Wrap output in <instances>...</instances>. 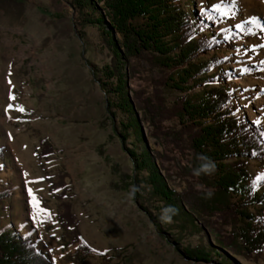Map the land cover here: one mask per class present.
Listing matches in <instances>:
<instances>
[{"label": "rangeland", "instance_id": "374dc122", "mask_svg": "<svg viewBox=\"0 0 264 264\" xmlns=\"http://www.w3.org/2000/svg\"><path fill=\"white\" fill-rule=\"evenodd\" d=\"M179 4L195 12L201 7L234 8L231 16L213 21L204 33L216 35L221 28L234 26L248 32L233 41V49L223 48L216 55L228 58L222 66L234 74L227 86L234 92L236 114L264 123V0H179ZM109 59L101 32L81 23L73 0H0V147L4 148L0 193H8L0 199V229L31 232L52 264H83L72 258L77 242L58 221L63 203L69 201L78 241L107 251L104 260L93 253L86 264H218L216 257L205 263L181 252L201 240L212 242L213 232L201 229L195 219L202 212L182 197L178 221L162 222L164 203L156 197L147 201L150 188L140 180L146 173L135 171L127 151L134 139L119 136L122 115L117 112L112 118L106 109V99L112 96L101 88V67ZM160 76L153 72L155 79ZM127 84L146 86L139 80ZM160 89L168 107L181 94L169 87ZM200 91L191 87L189 94ZM149 130L143 126L145 142L164 155L159 159L169 168L168 186L191 201L202 195L212 198L213 175L183 171L185 161L178 151L146 135ZM40 138L53 148L48 160L35 156ZM247 168L254 175L264 165L250 159ZM128 182L132 185L126 188ZM212 218L222 219V214ZM182 221L189 227H178ZM237 260L262 263L261 258Z\"/></svg>", "mask_w": 264, "mask_h": 264}, {"label": "trees", "instance_id": "16d2710c", "mask_svg": "<svg viewBox=\"0 0 264 264\" xmlns=\"http://www.w3.org/2000/svg\"><path fill=\"white\" fill-rule=\"evenodd\" d=\"M73 3L81 23L95 26L109 49V62L101 67V88L112 96L106 99V109L112 118L117 112L122 115L118 120L119 136L124 141L130 136L134 139L133 148L127 151L135 171L146 173L145 179L140 180L150 188L147 201L156 197L165 206L178 209L184 197L192 208L202 212L201 218H195L201 229L213 232L212 242L201 240L195 246L186 245L181 249L183 255L205 263L216 257L218 264H241L237 257H252L255 261L261 258L264 264V169L252 175L247 168L250 159L264 165V123L236 114L232 106L234 92L227 86L234 74L229 67L222 66L229 63L228 58L216 55L223 48L233 49V41L247 37L248 32L234 26L230 30L221 28L216 35L204 33L212 28L213 21L231 16L234 8L226 11L201 7L199 12L187 11L179 0H73ZM209 52H213L209 58L201 57ZM154 71L161 76L155 79ZM134 80L143 81L146 86H128L127 82ZM161 87L181 93L170 107L161 96ZM191 87H199L201 91L189 94ZM145 125L151 127L146 135L165 148L178 151L185 161L180 166L183 171L190 173L205 164L214 165L209 183L212 198L202 195L191 201L168 186L169 168L159 159L164 155L147 146ZM3 149L0 147V158ZM52 155L51 144L40 138L35 156L48 160ZM132 183H126L125 187ZM60 186H64L63 181ZM5 196L6 191L0 193V199ZM62 197L69 195L62 193ZM70 206L69 201L63 203L58 221L64 232L72 233L71 241L77 242L72 258L83 264L93 253L103 260L107 258V251L78 241ZM217 213L222 214V219L212 218ZM175 216L172 219L178 221ZM227 217L231 220L228 223ZM177 226L189 227L183 221ZM31 235L2 227L0 264H52Z\"/></svg>", "mask_w": 264, "mask_h": 264}, {"label": "clouds", "instance_id": "9594fccd", "mask_svg": "<svg viewBox=\"0 0 264 264\" xmlns=\"http://www.w3.org/2000/svg\"><path fill=\"white\" fill-rule=\"evenodd\" d=\"M214 170V165L211 163L205 164L201 169L195 171V175H200L201 172L206 174L211 173ZM211 195V193H209ZM177 214V209L174 206L166 205L161 210V220L162 222L170 223L172 221V217Z\"/></svg>", "mask_w": 264, "mask_h": 264}, {"label": "snow or ice", "instance_id": "6c2138e0", "mask_svg": "<svg viewBox=\"0 0 264 264\" xmlns=\"http://www.w3.org/2000/svg\"><path fill=\"white\" fill-rule=\"evenodd\" d=\"M233 3H235V0H233ZM21 111L23 110V109H20ZM34 206H35V202H34Z\"/></svg>", "mask_w": 264, "mask_h": 264}]
</instances>
